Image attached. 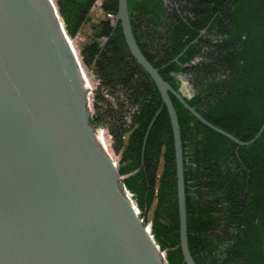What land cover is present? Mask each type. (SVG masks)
<instances>
[{
    "label": "trees",
    "instance_id": "trees-1",
    "mask_svg": "<svg viewBox=\"0 0 264 264\" xmlns=\"http://www.w3.org/2000/svg\"><path fill=\"white\" fill-rule=\"evenodd\" d=\"M54 0L66 31H93L81 60L100 81L97 127L109 123L123 183L167 264H186L180 246L171 119L150 75L115 26L118 0ZM138 46L176 90L189 82L190 106L241 141L264 122V0H128ZM178 58V59H177ZM177 59V60H176ZM105 92L113 96L109 102ZM184 154L188 244L196 264H264V132L239 146L196 119L173 95ZM103 136L106 140L105 132Z\"/></svg>",
    "mask_w": 264,
    "mask_h": 264
},
{
    "label": "water",
    "instance_id": "water-1",
    "mask_svg": "<svg viewBox=\"0 0 264 264\" xmlns=\"http://www.w3.org/2000/svg\"><path fill=\"white\" fill-rule=\"evenodd\" d=\"M118 24L171 119L180 246L185 263L196 264L188 244L181 129L170 94L239 146L255 143L264 122L244 142L207 121L141 51L128 0H118ZM87 85L54 0H0V264H167L123 190L119 160L92 122Z\"/></svg>",
    "mask_w": 264,
    "mask_h": 264
},
{
    "label": "rangeland",
    "instance_id": "rangeland-1",
    "mask_svg": "<svg viewBox=\"0 0 264 264\" xmlns=\"http://www.w3.org/2000/svg\"><path fill=\"white\" fill-rule=\"evenodd\" d=\"M103 0H99L96 5L94 6V8L92 9V15H93V23L96 24L99 22L100 19L106 18V15L101 11L100 6H101V2ZM115 21V18H114ZM93 29L91 27V25H87L85 28H83L82 32L74 39H72L73 45L76 49V52L81 60V56H80V52H81V47L89 40V38L92 36L93 34ZM82 62V60H81ZM82 65L84 67L85 73L89 78L90 81V89H89V93H90V102H91V108H92V116L94 117L96 115L97 112V106H96V99H95V94L96 92L99 90V84L100 81L97 78V76L94 74L93 69L90 68H86L82 62ZM182 81V91L184 92L185 95L190 96V87H189V82L187 80L186 77H182L181 78ZM105 97L108 99L109 102H115L116 100H114L113 96L107 94V92L104 93ZM110 123L106 126V127H97L100 130H105V135H106V142L109 145V149L112 155H114L120 162L121 159V153L117 150L116 145L113 141V138L110 134ZM125 178V177H124ZM153 211H154V206L153 208L150 210L149 214H148V222L147 224H151L152 225V218H153Z\"/></svg>",
    "mask_w": 264,
    "mask_h": 264
},
{
    "label": "built area",
    "instance_id": "built-area-1",
    "mask_svg": "<svg viewBox=\"0 0 264 264\" xmlns=\"http://www.w3.org/2000/svg\"><path fill=\"white\" fill-rule=\"evenodd\" d=\"M104 131L105 130H103V133H104ZM122 187H123V190H124V192H125V194L126 195H128L134 202H135V200L133 199V194H132V192L125 186V184L124 183H122ZM136 203V202H135ZM139 213H140V215H141V211H140V209H139ZM143 220H144V218H143ZM145 223V222H144ZM146 225L148 226V228L152 231V225L151 224H147L146 223Z\"/></svg>",
    "mask_w": 264,
    "mask_h": 264
},
{
    "label": "bare ground",
    "instance_id": "bare-ground-1",
    "mask_svg": "<svg viewBox=\"0 0 264 264\" xmlns=\"http://www.w3.org/2000/svg\"><path fill=\"white\" fill-rule=\"evenodd\" d=\"M73 43V42H72ZM78 55V54H77ZM79 57V56H78ZM82 67H83V65H82ZM86 77H87V80H88V85H87V88H88V90L90 89V81H89V78H88V76L86 75ZM114 156V155H113Z\"/></svg>",
    "mask_w": 264,
    "mask_h": 264
},
{
    "label": "crops",
    "instance_id": "crops-1",
    "mask_svg": "<svg viewBox=\"0 0 264 264\" xmlns=\"http://www.w3.org/2000/svg\"><path fill=\"white\" fill-rule=\"evenodd\" d=\"M121 153V152H120ZM121 160V159H120Z\"/></svg>",
    "mask_w": 264,
    "mask_h": 264
}]
</instances>
